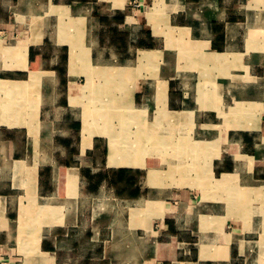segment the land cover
Masks as SVG:
<instances>
[{
  "label": "crops",
  "instance_id": "crops-1",
  "mask_svg": "<svg viewBox=\"0 0 264 264\" xmlns=\"http://www.w3.org/2000/svg\"><path fill=\"white\" fill-rule=\"evenodd\" d=\"M138 2L0 0V264H264V0Z\"/></svg>",
  "mask_w": 264,
  "mask_h": 264
},
{
  "label": "rangeland",
  "instance_id": "rangeland-1",
  "mask_svg": "<svg viewBox=\"0 0 264 264\" xmlns=\"http://www.w3.org/2000/svg\"><path fill=\"white\" fill-rule=\"evenodd\" d=\"M70 25L68 24L67 27H69ZM76 53L73 52V55H75ZM151 54L149 52H144L141 59H140V62L146 60L147 62H150V60H152L153 58H151ZM120 70H119V73L117 74H112V73H109V72H102V75H103V79L106 81V80H112L113 78L115 77H121V75L123 74H127L128 77L127 79H131L132 78V75L130 73V71L133 69V68H129L127 70L129 71H123L121 70L122 66L118 67ZM137 69V68H136ZM135 70V69H134ZM133 70V71H134ZM97 75V72L94 71L93 67L88 71L86 72V82L82 85V95L83 97H85L86 101H82V105H83V110L85 112H87L88 114H92L94 115V119H92V121L89 119H85L83 120L85 124H89L90 122H94L95 124H98L99 120H103L105 121V112H101L98 108H95V105H94V101H91L89 102L88 99H92L93 100V93H96L97 90L94 91L93 87L91 84H93L92 82V78L93 76ZM33 80H38L36 79V77L34 76L33 74V77H32ZM126 79V80H127ZM92 82V83H91ZM27 84V83H25ZM159 86L160 84L157 86L156 88V99H157V104H158V109H159V114L157 115L158 117H156L155 121L151 124H154L155 125H159L160 124V121H161V118H166V115H167V110L165 109V102H164V99L163 97L159 94ZM31 86L28 84L26 86H24V88H20V93L22 94H25L27 96V101L24 103L26 106L28 107H36L37 108V103L36 102H33L32 103V100L30 101V98H31ZM19 95V94H18ZM34 101V99H33ZM127 112H128V115L127 116H124L121 118L120 121V124L121 126L123 125L124 126V130L122 132H118L116 130H113V139L117 142V146L116 148L118 150H122L124 151L125 153H127L129 156L132 155L133 156V160H138L139 157H140V154L138 152H141L142 150H147L149 149L150 151H153V152H147L146 154H160L161 152H159V143L160 141L162 142L163 140H166L168 139L167 141H169L173 136L170 132V130H167V134H166V138H159L157 136L154 135V133H147L145 131L146 127H147V124L144 122L142 125V130H137L136 131H132L131 130V125L133 124H139V114L142 113V109L139 108V107H136V106H133V105H130V106H126L125 107ZM161 117V118H159ZM167 120L169 121V119L167 118ZM140 126V125H139ZM155 128V127H154ZM145 136V142H143L142 140V136ZM150 143V144H148ZM205 143L204 141H201V140H198V141H192L191 143H189L188 145H182V147L179 149V154H183L182 156H180V158L184 157V158H188V161L189 164H192L193 165H198V163L201 161V160H204L205 157L207 156H203L201 154V151H198V155L197 157H194L195 153H191L193 152L192 151V148H197L198 145L201 146V144ZM110 146L112 147L113 144L110 143ZM190 148V150H189ZM176 151H171V154H175ZM185 154V155H184ZM204 154H206L204 152ZM163 160H166V158H164L163 156ZM169 160L167 159V162ZM166 162V161H165ZM170 163V162H169ZM200 166V164H199ZM203 170H205L202 166H200ZM151 172V173H150ZM149 174L150 175H154V174H157L156 170L154 169H151L149 171Z\"/></svg>",
  "mask_w": 264,
  "mask_h": 264
},
{
  "label": "built area",
  "instance_id": "built-area-1",
  "mask_svg": "<svg viewBox=\"0 0 264 264\" xmlns=\"http://www.w3.org/2000/svg\"><path fill=\"white\" fill-rule=\"evenodd\" d=\"M131 2L136 7L140 5V3L138 2V0H131Z\"/></svg>",
  "mask_w": 264,
  "mask_h": 264
},
{
  "label": "bare ground",
  "instance_id": "bare-ground-1",
  "mask_svg": "<svg viewBox=\"0 0 264 264\" xmlns=\"http://www.w3.org/2000/svg\"><path fill=\"white\" fill-rule=\"evenodd\" d=\"M151 173V172H150Z\"/></svg>",
  "mask_w": 264,
  "mask_h": 264
}]
</instances>
